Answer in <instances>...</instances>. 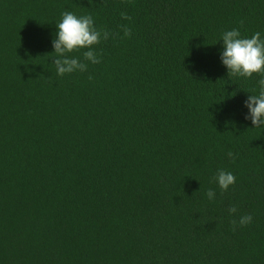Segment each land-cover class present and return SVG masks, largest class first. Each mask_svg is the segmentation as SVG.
I'll list each match as a JSON object with an SVG mask.
<instances>
[{
  "label": "trees",
  "instance_id": "1",
  "mask_svg": "<svg viewBox=\"0 0 264 264\" xmlns=\"http://www.w3.org/2000/svg\"><path fill=\"white\" fill-rule=\"evenodd\" d=\"M65 11L118 35L60 76ZM232 29L264 38V0H0V264H264V125L245 105L264 76L229 75Z\"/></svg>",
  "mask_w": 264,
  "mask_h": 264
},
{
  "label": "clouds",
  "instance_id": "2",
  "mask_svg": "<svg viewBox=\"0 0 264 264\" xmlns=\"http://www.w3.org/2000/svg\"><path fill=\"white\" fill-rule=\"evenodd\" d=\"M121 16L125 20H131V17L122 12ZM243 21H241V24ZM58 32L53 40L54 59L57 75L63 76L76 71L84 72L88 69V63L97 64L101 62L100 56L94 50L101 40H107L115 35L106 29H97L91 15L77 17L70 11L62 13V19L57 23ZM123 35L130 37L132 30L127 25H121ZM223 51L221 54L222 62L228 68L229 75L251 77L254 73L264 76V38L260 32H256L250 38L242 37L238 29H232L222 33ZM87 49L83 52V60L79 57L70 55L74 51ZM92 77L89 76V79ZM260 91L258 95H250L245 101L249 109L246 119H251L255 127L264 125V78L258 81ZM230 157L235 159V155L230 151ZM222 191H226L230 185L236 181L234 174L219 170L214 178ZM210 200L214 199L216 193L213 189L207 191ZM238 211L236 206L229 208L230 214ZM253 221L251 214L243 215L232 220V230L236 231L237 225L246 226Z\"/></svg>",
  "mask_w": 264,
  "mask_h": 264
}]
</instances>
